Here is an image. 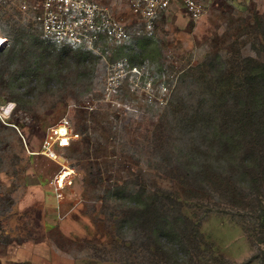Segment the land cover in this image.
<instances>
[{
  "label": "rangeland",
  "instance_id": "1",
  "mask_svg": "<svg viewBox=\"0 0 264 264\" xmlns=\"http://www.w3.org/2000/svg\"><path fill=\"white\" fill-rule=\"evenodd\" d=\"M95 1L128 45L55 48L38 0H0V264H264V182L216 127L240 103L261 106L241 87L264 67V0H196L198 20L176 0L152 36L129 0ZM62 120L77 138L54 155L76 175L58 190L40 147ZM157 215L176 235L166 258Z\"/></svg>",
  "mask_w": 264,
  "mask_h": 264
},
{
  "label": "built area",
  "instance_id": "2",
  "mask_svg": "<svg viewBox=\"0 0 264 264\" xmlns=\"http://www.w3.org/2000/svg\"><path fill=\"white\" fill-rule=\"evenodd\" d=\"M175 1L129 0L128 5L143 31L152 36L158 19ZM180 1L192 20L201 17V7L196 0ZM37 4L39 12L35 20L41 30V38L55 48L70 47L75 50L98 52L103 43L105 54H108L111 48L125 47L130 41L125 24L114 18L108 8L95 0H38ZM0 38L1 51L7 45V39L1 36ZM109 70H113L118 78L123 73H130L124 60L111 64ZM146 84V87L152 90V83L148 81ZM75 138L77 135L72 127L66 120H62L47 130L41 143L40 154L55 160L59 165V170L53 178V185L58 190L64 189L73 181L76 170L68 162L55 158L54 150L56 147L69 146Z\"/></svg>",
  "mask_w": 264,
  "mask_h": 264
},
{
  "label": "trees",
  "instance_id": "3",
  "mask_svg": "<svg viewBox=\"0 0 264 264\" xmlns=\"http://www.w3.org/2000/svg\"><path fill=\"white\" fill-rule=\"evenodd\" d=\"M243 79L245 85L241 87V90L245 92L246 98L258 95L261 106H257L259 102L256 100L255 103H240L236 107L220 113L221 119L216 127L221 137L229 139L223 143V152L229 155L237 151L242 152L240 161L245 164V171L250 176L249 180L253 182L255 187H260V183L264 182V67L255 71L245 70ZM255 154L260 158L259 161H255ZM255 168L257 172L262 174H256ZM160 206V208H164L163 204ZM166 217L167 215H157L155 218L157 222H160L161 227L162 223H166L165 227H162L163 230L160 228V238H165L164 247L161 250L164 258L168 257L165 256L169 252L167 243H173L176 237L173 227L167 223L168 220L165 222Z\"/></svg>",
  "mask_w": 264,
  "mask_h": 264
},
{
  "label": "bare ground",
  "instance_id": "4",
  "mask_svg": "<svg viewBox=\"0 0 264 264\" xmlns=\"http://www.w3.org/2000/svg\"><path fill=\"white\" fill-rule=\"evenodd\" d=\"M1 39H2V38H0V42L2 41Z\"/></svg>",
  "mask_w": 264,
  "mask_h": 264
}]
</instances>
